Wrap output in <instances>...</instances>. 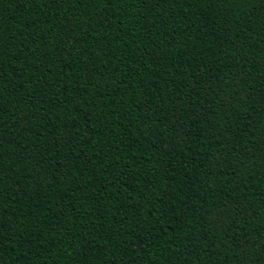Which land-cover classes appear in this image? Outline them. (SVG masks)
Listing matches in <instances>:
<instances>
[{"label": "trees", "instance_id": "trees-1", "mask_svg": "<svg viewBox=\"0 0 264 264\" xmlns=\"http://www.w3.org/2000/svg\"><path fill=\"white\" fill-rule=\"evenodd\" d=\"M0 264H264V0H0Z\"/></svg>", "mask_w": 264, "mask_h": 264}]
</instances>
